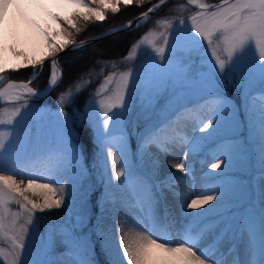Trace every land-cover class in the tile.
Instances as JSON below:
<instances>
[{"label": "snow or ice", "instance_id": "6c2138e0", "mask_svg": "<svg viewBox=\"0 0 264 264\" xmlns=\"http://www.w3.org/2000/svg\"><path fill=\"white\" fill-rule=\"evenodd\" d=\"M170 2L157 0L153 4L149 0L150 6L139 13L135 24L128 20L108 34L134 26L140 28L150 20V14ZM145 3L146 0H26V3L22 0H0V20L9 6L15 4L22 19L33 27L44 46L42 55L26 57L25 63L13 65L11 69L5 60L0 59V84L3 85L0 87V101L13 106L0 109V241L8 244L7 248L0 247V264H101L96 258L94 245L74 230L61 233V243L67 256L52 259L55 225L52 224L51 239L37 238L36 226L41 220L54 217L53 209H60L62 205L67 207L60 177L77 168L84 154L82 141L87 143V133L105 138L113 136L112 127L126 123L138 104L144 108L145 118V126L140 129L139 148L150 150L154 147L167 152L170 146L187 143L189 152L192 151V142L178 128L181 110H186V106L180 104L177 97V107L161 116L150 101L160 95L161 89L165 92L170 88L176 91L183 89L185 81L192 76L185 66L195 67L197 61L201 69L197 85L202 90L212 89L211 116L216 117L215 125L209 118L201 131L209 127L216 131L221 125V117L226 115L243 123L239 109L220 87L225 80L239 77L245 88L244 121L248 122L250 133L255 130L258 134L264 180V0H183L177 7L169 9L179 14L155 20L153 27L133 39L127 53L118 61H98L97 75L102 79L89 98V107L85 109V119L79 128L69 125L65 105L75 102L76 95L91 82L90 79L81 75L57 96L55 119L48 117L51 147L45 152L34 150L33 128L43 122L46 114L41 113L33 101L54 90L62 81L63 70L58 54L70 46L72 51L83 50L86 46L85 41L76 42V34L81 32L79 19L104 21L106 13L116 14L122 5L127 8L135 4L143 8ZM26 7L56 8L63 14L50 11L48 15L55 28L51 25L41 27L24 11ZM185 12L190 14L185 16ZM45 60H48V83L45 88L37 90L30 85L43 73ZM121 65L125 66L123 70ZM29 66L32 74L26 82H17L4 75ZM92 71H89V77ZM256 86L262 94L249 100ZM176 91L172 93L174 97ZM124 140V131H121L115 141L121 145L117 149L119 157L112 151L113 141H104L107 159L112 164L106 200L117 206H126L127 211L135 213V216L128 230L120 225L118 240L115 236L109 238L106 235L99 238L102 241L101 252L108 256L106 264H264V185L261 187L258 219L253 211L242 219L236 230L233 229L230 212L227 219L223 218L224 212H218L214 217L207 216L209 211L215 212L217 206L229 198L222 185L203 186L200 192L195 193L197 198L181 205L196 210L216 201L211 209H204L203 214L189 213L195 227L174 229L167 214L162 217L158 213L157 194L143 181H139L142 190L132 199H124L126 193L118 191L124 186L122 176L125 180H133V172L127 169L126 153L122 150ZM239 150L238 145L230 147V152ZM230 152L223 157L225 166L230 163ZM118 160L121 170H117ZM173 167L178 173L188 171L183 161ZM211 168H221V162L212 163ZM113 180L118 183L113 185ZM172 180L178 183L182 178L172 174ZM56 184L60 187L57 188ZM57 192L61 193L58 198ZM209 192L218 193L219 198ZM13 204L18 206L15 211L10 207ZM37 213H46L47 216ZM208 219H220V223L201 227ZM96 227L101 233L105 232L103 224ZM137 228L143 230L138 231ZM237 232L243 240L242 245L235 242Z\"/></svg>", "mask_w": 264, "mask_h": 264}, {"label": "rangeland", "instance_id": "374dc122", "mask_svg": "<svg viewBox=\"0 0 264 264\" xmlns=\"http://www.w3.org/2000/svg\"><path fill=\"white\" fill-rule=\"evenodd\" d=\"M24 11L32 20L40 24L41 27L51 25L52 28H55V25L52 24L48 13L50 11H55L63 14L60 9L44 7H26ZM7 16L6 12L3 19L0 21L4 24V31L0 33V59L5 60L7 62V67L11 69L13 65L25 63L26 57L35 58L42 55L44 46L36 35L33 27L25 23L24 20L18 23L15 20L9 19ZM25 27H30L31 29V36L34 40L33 44L27 42V34H22L20 32L21 29H25ZM199 63L200 62L197 61L196 66L191 68L187 65L185 66V70L191 71L192 76L185 81L183 89L176 91L170 88L167 92L161 89L160 95L152 97L150 101L151 105L156 107V111L161 116L169 114L177 107V97L179 98V103L186 106V110H181V119L178 128L181 134L185 135L187 140L192 142V145L196 143V150L193 154L184 155L189 150V145L187 143L175 147L170 146L167 152H161L154 147L150 150H144L139 148L140 138L138 146L133 150L127 137V124L130 123L131 126H135L138 122H141L142 126L140 129L145 126V118L143 115L144 108L140 107L139 104L133 109L126 123L112 127L113 136L105 138L99 134L93 135L98 144V148H96L93 154V163L98 164L101 167V172L106 176V184H104L105 186L100 192L98 215L95 216V228L98 230L100 237L106 235L111 238L115 236L118 240L120 234L118 229L120 225L123 224L125 230H128L135 216V213L127 211L126 206H117L106 200L112 164L111 160L107 159V148L104 141L105 139L113 141L112 151L119 157L117 149L120 148L121 145H117L114 139L119 137L121 131H124L125 136L124 144L122 145V150L126 153L127 157L125 163L127 169H131L133 172V180H125L124 176L121 177V180L124 181V186L118 191L126 193L124 199L134 198L136 193L142 190L139 181H143L144 185L151 188L157 194L159 200L157 205L158 213L162 217L169 213L167 217L174 229H180L185 226L195 227L193 217L190 216L189 213L194 214L198 212L203 214L204 209H211V206L215 205L216 201L214 200L210 205H205L203 208L196 210L187 209L186 207H181V205L190 202L193 198H197L195 193L200 192L203 186L218 187L222 185L224 190L229 193V198L226 199L222 205H218L215 212L209 211L207 214L224 212L226 215L223 218L227 219L229 218L227 214L230 212L234 230L241 225L242 219L248 214L253 213V211L256 213L258 219L261 206V187L264 185V180H262L260 168V144L258 134L255 130L250 133L248 122L244 121L243 105L245 88L240 84L239 77L232 80H225L240 88V94L237 98L235 95L230 94L228 89L222 87L225 81L221 84L222 86L220 85L231 103L239 110H243V114L240 115V121H243V123L236 122L232 120L230 116L226 115L221 117V125L216 131H213V127L201 131L203 124L208 123L209 118L213 120V125H215L216 117L211 116L212 97L210 96V92L212 89L202 90L197 85L201 71ZM121 70H123V68ZM173 91H176L175 97L172 95ZM261 94L259 87L256 86L252 90L249 100H251L252 97H259ZM33 103L36 104L41 113L46 114L43 116V122L33 128V135L35 137L34 150L37 152H45L51 147V129L48 127V117L51 116L54 120L57 109L49 108L48 104L37 101H33ZM145 103L147 104L148 101ZM194 105L197 106L193 107ZM5 107L11 108L13 106L4 104L0 109ZM88 107L89 99L83 104L82 108L75 106L73 112L75 117L70 113L67 117L69 125L75 127L76 124L81 123L85 118V109ZM88 114L90 115V113ZM63 118L62 116L61 119ZM94 127L93 125V128ZM238 131L242 133L239 143L241 144L243 142V144H245V146L243 145L245 149L241 152L231 151L230 163L228 166H225L222 160L225 154L230 152L229 149L232 144L227 143L225 146L222 144L215 145L216 139L218 135H224L223 137H226L232 132L235 133ZM201 137H204V139H201ZM225 141L228 142V139L226 138ZM210 146H212V148H209ZM204 148L206 151L203 150ZM202 150L205 151V154L199 159ZM181 161L188 166V171L186 173H178L173 167V165ZM218 161L221 162V168L212 169L211 164L217 163ZM82 164L80 159L77 168L70 170L60 177V184L64 186L63 196L67 207L62 205L60 209H53L52 212L55 213L54 217L41 220L40 223L37 224L35 232L37 238L43 236L46 239H51L53 223L56 233L60 236L64 231L72 232L73 230L77 234H80L79 230L82 226V218L84 219L85 214L90 209L88 203H86V208L84 207L85 205L81 197L84 190L83 186H81L83 181ZM121 168L122 165L118 160L117 170H121ZM127 169H125L126 172ZM236 171L239 173H236ZM172 174L179 175L182 180L178 183H173ZM17 179H19V176ZM117 183L118 182L115 180L112 181L113 185ZM60 184H56L55 186L59 188ZM169 184L172 185L171 188L168 187ZM208 194L216 195L217 198H219V194L216 192H209ZM60 195L61 193L57 192V198ZM33 198L35 199V197ZM10 207L14 211L18 209V206L15 204ZM37 215L47 216L46 213H37ZM41 223L45 226L43 230ZM219 223L220 219H217L212 222H207L201 225V227L215 226ZM98 224H103L105 232L101 233L100 229L96 227ZM81 236L84 238L83 235ZM87 239L91 242L90 238ZM229 239H232L231 235H229ZM235 242L238 245L243 244L239 232H237ZM0 247L7 248L8 244L0 241ZM66 256L67 253H65L64 249H56L51 258L58 260ZM106 259H108V256Z\"/></svg>", "mask_w": 264, "mask_h": 264}, {"label": "trees", "instance_id": "16d2710c", "mask_svg": "<svg viewBox=\"0 0 264 264\" xmlns=\"http://www.w3.org/2000/svg\"><path fill=\"white\" fill-rule=\"evenodd\" d=\"M157 0H150V3H155ZM183 1H172L167 5L163 6L157 13L153 14L150 20L143 24L140 28H135L132 30L121 31L114 35L104 37L103 39L86 45L83 50L73 51L67 54L62 55L60 60V65L63 68V79L60 84L53 90V92L43 99H39L38 101L48 104L51 108H58L55 104V100L57 96L64 91L70 83L75 82L81 75L84 76L85 79H90V83L82 89V91L76 95L75 102L69 103L65 105V111L73 113V107L77 106L78 108H82L83 104L90 98L93 94L94 90L97 88L98 84L102 77L98 76L100 64L99 62H103L105 60H119L124 54L129 50V46L132 43L135 37L140 36L147 29L154 26L155 20L158 18H168L174 15H178L179 13L171 12L169 9L177 7ZM149 0H146L143 8L137 7L133 4L130 7L121 6L120 12L116 14H112L111 12L106 13V19L104 21H96L92 19L91 21H84L82 18L78 21V26L81 28V32L76 34V40H80L83 38L90 37L95 35L103 29H107L111 26H114L123 21L130 20L136 17L141 11L146 10L147 7L150 6ZM194 11V9L192 10ZM189 12H185L184 15H189ZM74 31V30H73ZM121 69L124 68V65L120 66ZM32 68L26 67L21 68L18 72H11L4 74L9 78L13 79H27ZM90 70L92 71L91 77H89L88 73ZM48 81V63H46L43 73L36 79L32 84L35 88L43 87ZM1 85V84H0ZM223 87L228 89L229 93L235 95L237 98L240 94V88L235 84H230L225 81ZM3 104L0 103V107ZM240 115L243 114V111L239 110ZM139 125V127H138ZM142 123L138 122L136 124L135 129L130 127V142L131 146L134 147L136 145V132L141 128ZM77 128L81 126V123H78ZM85 139L87 143H83L84 147V158H83V195L82 201L84 202V207L86 208V203L90 205V209L85 214L84 219L82 218V226L80 234L83 235L85 239L90 238L92 244L95 247V255L96 258L101 262V264H106L107 256L106 253L101 252L100 244L101 241L98 238V232L95 228V216H97V206H98V198L101 184L103 183V173L101 172V167L93 163V154L98 148V144L94 139L93 133L88 132ZM42 230L45 229L43 223H41ZM56 249L62 250L64 249L63 244L61 243V236L56 233L55 244H54V252Z\"/></svg>", "mask_w": 264, "mask_h": 264}, {"label": "bare ground", "instance_id": "6f19581e", "mask_svg": "<svg viewBox=\"0 0 264 264\" xmlns=\"http://www.w3.org/2000/svg\"><path fill=\"white\" fill-rule=\"evenodd\" d=\"M22 2H25L26 3V0H22ZM7 17L11 20H15L17 21L18 23H21L22 22V17L20 15V12L19 10L16 8L15 4L9 6L8 10H7ZM1 21V20H0ZM30 27H25V29H21V33L22 34H27L28 36H26V39H27V42L30 43V44H33L34 40L32 39V32L30 31ZM4 31V24L2 22H0V33ZM117 138H115L114 140L116 141ZM116 143V142H115ZM117 144V143H116ZM119 145V144H117ZM196 148V143L195 145H192V151L189 152V150L187 152H189V154H193L195 152V149ZM136 230L138 231H142L143 229H139L137 228Z\"/></svg>", "mask_w": 264, "mask_h": 264}, {"label": "water", "instance_id": "95a60500", "mask_svg": "<svg viewBox=\"0 0 264 264\" xmlns=\"http://www.w3.org/2000/svg\"><path fill=\"white\" fill-rule=\"evenodd\" d=\"M172 1V0H171ZM176 1V0H175ZM162 7V6H161ZM154 14V13H153ZM152 14H150V16H151ZM131 20H133V22H134V24H135V20H136V17H134L133 19H131ZM125 23H127V21H125V22H122V23H120V24H118V25H115L114 27H110V28H108V29H106V30H104V31H101L100 33H98V34H96V35H93V36H90V37H87V38H83V39H81V40H78V41H76L77 42V44H79L80 43V41H85V44L86 45H88V44H91V43H94V42H96V41H99V40H101V39H103L104 37H107V36H110V35H113V34H115V33H112V34H108L109 32H110V30L111 29H113V28H120L122 25H124ZM133 28H135V26L133 27ZM132 28V29H133ZM126 30H129V29H126ZM117 33V32H116ZM97 37H99V39H97ZM69 52H72V50H71V46L69 47V48H67V49H65V50H63L62 52H60L59 54H58V57H60L61 55H63V54H66V53H69ZM46 61H48V60H45V63H46ZM12 80H14V79H12ZM15 81H17V82H20V81H27V80H15ZM3 85H1L0 87H2ZM51 91V90H50ZM49 91V92H50ZM49 92H47V93H45L44 95H46V94H48ZM41 96H43V95H41Z\"/></svg>", "mask_w": 264, "mask_h": 264}]
</instances>
